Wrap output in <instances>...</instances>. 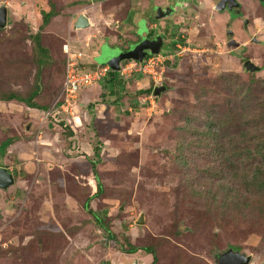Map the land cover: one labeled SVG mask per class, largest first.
<instances>
[{"label": "rangeland", "instance_id": "374dc122", "mask_svg": "<svg viewBox=\"0 0 264 264\" xmlns=\"http://www.w3.org/2000/svg\"><path fill=\"white\" fill-rule=\"evenodd\" d=\"M217 1L185 0L172 14L171 0H0L7 8L0 27V92L27 95L33 88L37 66L27 36L37 32L55 60L40 70V103H52L62 83L64 44L81 51L79 69L86 70L104 45L128 46L138 36L139 21L160 15L148 23L174 41L158 56L176 53L158 67V82L163 71L172 80L158 98L142 94L155 84L140 72L117 78L122 85L103 77L80 89L70 137L68 127L60 129L38 111L0 101V166L14 175V183L0 190V264H119L132 258L147 263L151 257L153 264H216L214 256L229 248L248 255L249 264H264V210H258V196L251 195L249 211L236 218L217 210L213 192L199 199L189 194L183 172L172 162L177 102L197 108L196 95L210 86L205 110L219 76L226 74L234 89L247 87L246 59L262 68L251 71L254 76L264 78V0H236L241 17L217 12ZM50 3L57 12L43 24L40 10L48 11ZM78 14H86L92 25L75 29ZM230 39L238 45L229 49ZM261 92L251 84V95ZM224 105L221 98L216 101L218 108ZM7 138L15 139L2 153ZM91 161L101 184L98 194ZM140 213L142 224L136 223ZM105 229L112 237L107 245L101 241ZM129 246L137 248L134 254L121 253Z\"/></svg>", "mask_w": 264, "mask_h": 264}, {"label": "trees", "instance_id": "16d2710c", "mask_svg": "<svg viewBox=\"0 0 264 264\" xmlns=\"http://www.w3.org/2000/svg\"><path fill=\"white\" fill-rule=\"evenodd\" d=\"M55 12L57 11L51 3L48 11L40 10L43 24H48L49 17L56 15ZM27 39L31 41L33 59L37 66L33 76V88L27 95L14 91L0 92V101H16L38 111L41 115L49 107L58 106L63 99L60 91L65 73V54L63 53L61 60V64L64 66V68L62 67L63 79L57 90V95L50 104L40 103L36 100L39 98L41 90L40 70L43 66L50 67L53 65L55 60L51 56L52 51L49 46L41 44L39 32L29 34ZM174 49L175 45L172 46L173 51H175ZM91 65L92 67L86 70L78 69L88 72L97 67L95 62ZM261 69L249 70L244 64L245 78L248 79V83L246 82L247 87H239L238 90L234 89L233 84H229L231 77L228 74L219 76L218 84L216 83V88L213 90L215 94L213 102L207 105L205 110L203 106L204 103H207L206 98L211 93L210 86H202L199 94L196 95V104L193 106L197 108L190 110L184 105H178L177 102L176 108L172 111L177 119L171 126L174 134L175 152L172 156V162L179 172H183V182L189 190V194L199 199L206 197L209 192H213L212 198L216 200L215 203H218L217 210H229L233 212L232 214L236 218L245 216L249 211L247 206H249L251 195L258 196V210H264V78L256 77L253 73ZM117 78L121 79L122 75L113 70H108L104 76L106 82L122 85L123 82ZM171 81L169 75L163 71L164 89ZM149 82L152 86L155 84L151 79ZM251 84H257L262 92L251 95ZM153 89L147 87L142 90V94H152ZM236 91L237 95H235ZM118 94L121 97L124 93L119 92ZM238 95H241L240 104L235 103ZM154 97L158 98V95ZM220 98L225 103L222 108L216 106V101ZM251 106H253V110ZM200 110L202 111L201 114H199ZM59 113L61 115H52L47 120L51 119L60 129L68 127V137H70L72 132L69 129H73L75 111L72 116ZM229 129L233 132L229 133ZM14 139L7 138L1 143L2 153ZM193 159H200L201 161L199 164H192L190 161ZM91 164L97 187L96 194H98L101 191V184L98 180L95 162L91 161ZM223 167L224 171L222 170ZM195 171L202 175L196 177L192 173ZM233 180L238 181L237 186L231 183ZM221 190L225 191L223 195L220 193ZM210 202L213 203L214 201L211 199ZM83 207L87 208V212L103 227L100 217L88 208L87 202L83 204Z\"/></svg>", "mask_w": 264, "mask_h": 264}, {"label": "water", "instance_id": "95a60500", "mask_svg": "<svg viewBox=\"0 0 264 264\" xmlns=\"http://www.w3.org/2000/svg\"><path fill=\"white\" fill-rule=\"evenodd\" d=\"M229 9L238 7L236 0H218L214 5V10L224 11V8ZM160 16V15H159ZM158 16V17H159ZM7 19V8L4 5H0V27H4ZM246 22V20H244ZM92 25V22L86 14H78L74 20L73 27L75 29H83ZM136 33L140 37L137 42L130 43L126 49L120 47H110L108 44L104 45L97 55L94 56L96 59V65L107 64L111 70L118 71L120 62L124 60H136L141 62L143 60V51L149 49L150 54H158L159 48L162 46V37L155 36L156 47L151 46L150 41L147 38L148 27L141 23L136 28ZM253 41L257 42L256 39ZM238 45L234 39H230L227 43L228 48H232ZM245 66L249 70H258L259 67L254 65L251 60L244 62ZM164 89L163 84L156 85L153 89V95H158ZM14 183V176L6 167L0 166V190H5ZM136 223H143V213H140L136 219ZM250 257L239 251L229 249L220 258L218 264H246Z\"/></svg>", "mask_w": 264, "mask_h": 264}, {"label": "built area", "instance_id": "2783aa9c", "mask_svg": "<svg viewBox=\"0 0 264 264\" xmlns=\"http://www.w3.org/2000/svg\"><path fill=\"white\" fill-rule=\"evenodd\" d=\"M177 47H179V45H177ZM63 51L66 60L64 79L60 91L63 99L58 106H51L45 110L42 119H47L52 115L60 114L59 112L72 116L74 113V105L77 103L79 90L98 82L109 70V67L104 65L97 66L94 70L88 72L79 71L78 68L81 64L80 59L82 55L81 51L75 48H70L69 44L63 45ZM171 56V54H166L162 56L163 59H160L157 54L147 57L142 62H128L121 67L120 73L122 75H126L130 72L144 73V75L147 74L154 83H158L161 78V72L158 70V67L161 66L165 59Z\"/></svg>", "mask_w": 264, "mask_h": 264}, {"label": "flooded vegetation", "instance_id": "af4514ba", "mask_svg": "<svg viewBox=\"0 0 264 264\" xmlns=\"http://www.w3.org/2000/svg\"><path fill=\"white\" fill-rule=\"evenodd\" d=\"M179 2H184L185 3V0H171V3H169L168 4V7L169 6H172V7H170V10H169V12L170 13H172V14H175V13H177V12H179L180 10H181V8L183 7V6H178V5H180V3ZM186 4V3H185ZM160 9L162 10V8L160 7ZM166 8L164 7V9H163V11L165 10ZM224 11H227L229 14H233V15H238V16H240L241 17V15H240V13H239V10H238V7H233V8H231V9H229V8H227V7H225L224 8ZM223 11V12H224ZM235 13H234V12ZM162 12V11H161ZM163 13H165V12H163ZM157 16V15H156ZM156 16H147V17H145V18H143L141 21H139L138 23L139 24H141V23H144L147 27H148V34H147V38H148V40L150 41V43L149 44H151V46H153V48H155L156 47V43H155V40H153L154 39V37L155 36H161L162 37V46L159 48V53H161V52H165L164 51V49H166V48H168L169 49V45H170V43H172L174 40H168L166 37H164V35H163V33L162 32H160V31H158L156 28H154V27H152V26H150V24L148 23V19L149 18H157V20H158V16L156 17ZM163 18V17H162ZM138 24V25H139ZM140 40V37L139 36H137L136 37V39H135V41H133V42H137V41H139ZM132 42V43H133ZM177 45H178V43H177ZM118 47H120V48H122V49H126L128 46H121V45H117ZM175 46H176V44H175ZM167 50V49H166ZM143 53H144V55H143V60L144 59H146L147 57H149V56H151V54L149 53V49H146V50H144L143 51ZM158 53V54H159ZM153 55H156V54H152V56ZM172 56H174V54H172ZM169 58V57H168ZM159 84H163L162 83V80L157 84V85H159ZM164 85V84H163ZM164 88H165V85H164ZM14 176V175H13ZM106 230V233H107V235H105V236H103V239H101V241L103 240V244L104 245H107L108 244V238H110L111 237V235H110V233H109V231H108V229H105ZM112 238V237H111ZM136 247L135 246H129V248L128 249H126V250H123V249H120V251H121V253H125V252H131L130 254H134L135 252H136ZM230 249V248H229ZM232 249V248H231ZM145 250H147L149 253H151L152 255L151 256H154V250H153V248H151V247H148L147 249L145 248ZM152 251V252H151ZM223 253H225V252H220V253H217V255L216 256H214V259L216 260V264H218L219 263V260H220V258L223 256ZM153 258L151 257V259L149 260V262H147V263H141V262H137L136 261V259L134 258H132L131 260H130V262H128V263H119V264H153ZM249 262H250V259H249V261H248V263H246V264H249ZM103 264H104V262H103Z\"/></svg>", "mask_w": 264, "mask_h": 264}, {"label": "clouds", "instance_id": "9594fccd", "mask_svg": "<svg viewBox=\"0 0 264 264\" xmlns=\"http://www.w3.org/2000/svg\"><path fill=\"white\" fill-rule=\"evenodd\" d=\"M175 47H177V44H176V46ZM98 53V52H97ZM166 54H174V56L176 55V53H174V52H171V51H168V52H166L165 53V55ZM96 55V54H95ZM94 55V56H95ZM157 55V54H156ZM151 56H152V54H151ZM169 58H171V57H169ZM169 58H167V59H169ZM133 61H135V62H138V61H136V60H124V61H122V62H120V67H119V70L117 71V72H119L120 73V69H121V67L124 65V64H126V63H128V62H133ZM143 61V60H142ZM141 61V62H142ZM104 65H107V64H103V65H97V66H104ZM108 66V65H107ZM109 67V66H108ZM109 70H111L110 69V67H109ZM114 71V70H113ZM116 72V71H115ZM121 74V73H120ZM122 75V74H121ZM123 76V75H122ZM159 83V82H158ZM158 83H155V86L158 84ZM95 84V83H94ZM94 84H92V85H94ZM91 86V85H90ZM82 89V88H81ZM80 91V90H79ZM78 94H79V92H78ZM233 250V249H232ZM235 250V249H234ZM235 251H237V250H235ZM240 252V251H239ZM242 253V252H241Z\"/></svg>", "mask_w": 264, "mask_h": 264}, {"label": "crops", "instance_id": "0c3cea01", "mask_svg": "<svg viewBox=\"0 0 264 264\" xmlns=\"http://www.w3.org/2000/svg\"><path fill=\"white\" fill-rule=\"evenodd\" d=\"M86 43H87V42H86ZM86 43H85V44H86ZM97 54H98V53H96V55H97Z\"/></svg>", "mask_w": 264, "mask_h": 264}]
</instances>
